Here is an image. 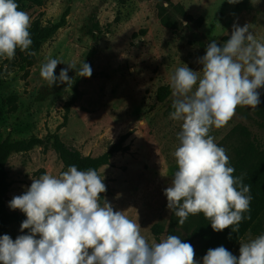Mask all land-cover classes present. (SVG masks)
Returning a JSON list of instances; mask_svg holds the SVG:
<instances>
[{
	"label": "rangeland",
	"instance_id": "rangeland-1",
	"mask_svg": "<svg viewBox=\"0 0 264 264\" xmlns=\"http://www.w3.org/2000/svg\"><path fill=\"white\" fill-rule=\"evenodd\" d=\"M173 1L184 5L195 18L203 16L204 25L193 30L183 26L174 33L161 25L157 0H46L44 7L29 10L28 15L35 17L42 12L44 23L57 22L69 8L68 24L36 52L32 67L20 64L15 57H0V142L31 136L46 139L49 133H58L83 154L97 156L122 135L132 133L126 141L130 150L117 153L112 165L101 169L100 176L106 185L105 199L114 210L126 211L130 219L140 223L142 235L150 243L160 242L167 235H177L185 241L191 230L182 225L171 228L173 214L167 208L164 190L178 171L173 153L179 146L181 122L169 118L172 95L160 102L158 89L170 85L178 67L202 70L197 61L205 55L208 43L217 40L222 46L234 23L248 24L250 31L264 40V0H238L235 4L228 0ZM95 21L100 23L101 32H93ZM143 29L148 32L142 33ZM49 58L62 62L55 70L57 77L67 64L78 69L83 61L90 64L92 75L79 77L72 69L68 72L73 80L71 87L50 85L40 75L41 65ZM76 87V103L68 113V122L59 129L67 115L65 104L73 98ZM260 92L258 107H238L227 125L210 130L229 159L242 143V127H248L264 146V89ZM9 95L18 97L14 111L12 105L2 103ZM7 170L11 182L7 206L16 213L22 212L10 209L9 202L23 195L33 179L66 171L50 144L13 153ZM187 221L193 223L192 219ZM156 223L164 227L159 236L152 231ZM5 234L13 241L26 235L15 223ZM257 236L248 233L232 253L238 257L240 243ZM193 247L195 252L199 249L197 240ZM195 259L198 261L196 255Z\"/></svg>",
	"mask_w": 264,
	"mask_h": 264
},
{
	"label": "clouds",
	"instance_id": "clouds-1",
	"mask_svg": "<svg viewBox=\"0 0 264 264\" xmlns=\"http://www.w3.org/2000/svg\"><path fill=\"white\" fill-rule=\"evenodd\" d=\"M30 26L29 15L19 10L16 0H0V57L11 60L18 48L29 50ZM197 62L202 70L185 65L170 78L173 111L169 118L181 122V131L173 153L178 171L164 195L180 225L190 215L203 214L213 231L231 228L235 232L238 227L233 226L249 210L250 186L234 175L226 150L209 133L227 125L238 107L261 104L264 40L248 24L234 23L227 41L222 46L210 41ZM59 64V59L49 58L41 65L40 75L50 85L71 87L68 72L72 69L79 77L92 75L90 64L83 61L78 69L67 64L57 77ZM105 192L104 177L94 168L79 170L71 165L58 176L33 179L23 195L9 202L10 209L25 214L21 232L28 230V234L15 241L7 234L0 237V264H199L194 247L177 235L150 243L140 223L126 211L114 210L106 199L101 203ZM202 264H264V234L241 242L238 257L224 246L209 249Z\"/></svg>",
	"mask_w": 264,
	"mask_h": 264
},
{
	"label": "trees",
	"instance_id": "trees-1",
	"mask_svg": "<svg viewBox=\"0 0 264 264\" xmlns=\"http://www.w3.org/2000/svg\"><path fill=\"white\" fill-rule=\"evenodd\" d=\"M19 5V10L25 11L28 14L29 10L44 7L46 0H16ZM167 5V7L165 6ZM157 14L161 25L172 30L174 33L183 28L182 21L187 22V28H201L204 25L205 19L203 16L195 18L189 14L184 5L174 3L173 0H157ZM70 14V9H66L61 19L57 22L47 21L44 23V13H39L38 16L30 17V35L32 45L27 52H22L18 48L15 58L20 64L32 67L36 62V52L56 33L64 28L67 24V18ZM181 18V20H179ZM93 32H101V26L98 21L93 23ZM142 33L148 32L147 29L141 30ZM29 52L34 53L29 55ZM94 54V52L92 53ZM79 89L75 88L73 98L66 102L65 122L59 126L63 128L68 122V113L71 107L75 105ZM171 94L170 85L162 86L157 91V99L160 102H165ZM17 95H9L3 99L2 103L12 105V110L16 109L15 103ZM264 105V102L262 103ZM261 105V106H262ZM260 109V107H259ZM262 113V112H261ZM3 116V105L0 104V117ZM238 129L234 132L237 133ZM240 133L243 135L242 143L235 149L234 157L230 159V166L234 167L236 176L243 177V183L250 186V206L249 210L244 213V219L238 226V231L232 232L231 228L225 229L223 232L213 231L210 221L203 214L190 215L187 220H193V223L186 221L182 226L191 230L184 242L190 243L192 246L197 240L200 244L199 249L195 252L199 264H202L203 257L209 249H215L219 246H224L230 252L239 244V242L248 234L261 235V221L264 217V146L258 141V138L250 131L248 127H242ZM132 133L128 132L121 136L120 140L113 144L104 153L92 156L85 155L77 147L68 144L58 133H49L46 139L37 136L21 140H12L10 138L0 142V237L8 230L11 224H17L21 227L26 216L23 213L10 212L7 206V195L9 193L11 182L7 170V164L10 156L13 153L28 152L37 146H50L57 152L64 170L71 165H76L79 170H87L94 168L100 174L101 169L105 166L112 165V159L117 153H124L130 150V146L126 141L131 137ZM105 199V193L101 196V203ZM250 217V218H249ZM180 225L178 218L172 215L171 228ZM152 231L156 236H159L164 231L163 224L156 223L152 227ZM28 234V230H24ZM231 237V238H230Z\"/></svg>",
	"mask_w": 264,
	"mask_h": 264
}]
</instances>
